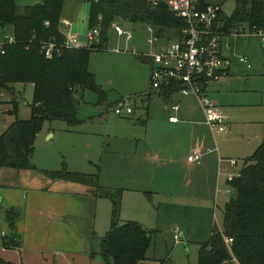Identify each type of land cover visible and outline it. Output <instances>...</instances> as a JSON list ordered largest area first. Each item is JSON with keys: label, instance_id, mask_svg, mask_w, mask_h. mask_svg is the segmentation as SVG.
Listing matches in <instances>:
<instances>
[{"label": "crops", "instance_id": "crops-1", "mask_svg": "<svg viewBox=\"0 0 264 264\" xmlns=\"http://www.w3.org/2000/svg\"><path fill=\"white\" fill-rule=\"evenodd\" d=\"M32 1L34 0H17L22 5L32 4ZM86 1L76 0L73 10L67 9L63 5L61 12V21L63 19L70 21L68 25L61 23L62 31L64 34L69 32L77 34L78 40L81 33L80 15L82 12L85 14L83 22L85 21L89 28L90 0ZM203 1L220 3L218 0ZM2 32L4 35L7 34L6 29H2ZM9 34H12V29ZM241 36L234 38L239 39ZM165 39L167 40L164 41ZM168 39L170 40V38L162 37L158 41L159 45L168 42ZM78 44L77 46L87 45L82 41ZM151 45L153 47V44ZM233 48L232 36L225 37L223 52L230 58V65L220 80L212 81L207 86L208 94H211L219 105L215 104L227 116L228 131L223 134L214 136L205 121L202 106L192 95L186 96L174 92L165 96L163 92L159 91L148 93L149 84L148 88L140 89V92H144L143 94H151L147 108L136 110L140 99L143 98H136L134 101L129 99L134 105V111L126 118L133 117L136 119V122L131 123L136 134L132 139L120 135L114 138L115 145L121 150H124L123 146L128 142L131 147L135 145L136 166H132L131 170H127L125 166H116L115 171H113L115 177L122 180V184L125 182L130 184L126 185L127 187L117 185L127 193L120 209V214H124L122 215L123 222L135 220L144 227L146 226V229L152 225V211L149 206L151 200L148 197L151 192L164 198L168 196L174 202L178 199L181 200V203L169 204L170 210L174 212L177 218H183V211L188 207L183 202L187 199L200 200L199 195L206 197L209 201L205 205H200V208L208 220V212L211 214L213 209L210 205L211 200H219L225 197L229 175L233 174L232 170L238 164L231 166L232 155H235V159L244 156V154L250 153L252 155L259 146L264 144V114L258 113L249 116V112L246 111L247 105L231 100L228 96L231 94L228 90L229 86L239 76L232 69L233 57L230 51ZM137 52L143 56L147 55L145 52ZM246 56L247 61L241 58L239 60L250 68L252 66L250 57ZM135 60L137 61H133L132 64L136 67L142 66L143 72L149 76L150 83V58L144 57V61L139 58ZM139 62L145 65H139ZM131 80L136 82L135 77H131ZM28 85L35 89L33 83H16L14 94L0 88L4 92L2 100L5 99L3 101L4 106H0V133L10 127L17 118L21 120L30 119L32 114L30 105L27 108H21L19 100L22 97V89ZM114 96L110 98L107 91V101L104 104L98 103V105L103 108L110 103L115 105L120 99H126L120 97L119 94ZM15 100L19 103L17 114L12 113ZM174 103L180 105L177 111L170 108V105ZM242 109H245L246 112ZM172 116H176L178 121L170 120ZM51 123L52 121H47L42 131L45 128L48 129V132L52 131ZM242 124L244 126L242 130L248 132L247 134H238L237 128ZM228 145L233 146L232 149L236 151L235 154L231 153V148L229 149ZM108 146V149L111 148L110 144ZM194 149H201L203 152L200 162L191 163L188 161V156ZM250 155H247L245 159ZM148 163L155 166L156 170L153 173L147 169ZM96 191L94 186L68 180H54L37 170L1 168L0 264H107L101 255L99 258L97 256L91 257L96 236L95 218L98 213L100 198H103V196L97 195ZM120 194L122 199L121 190ZM12 207L20 211V216L16 221L17 231L21 235L19 248L3 246V238L11 234V228L4 213L6 209ZM102 209V228H104L109 207L107 204H103ZM198 219L201 222V214ZM150 260L154 259L148 256L142 261Z\"/></svg>", "mask_w": 264, "mask_h": 264}, {"label": "trees", "instance_id": "trees-1", "mask_svg": "<svg viewBox=\"0 0 264 264\" xmlns=\"http://www.w3.org/2000/svg\"><path fill=\"white\" fill-rule=\"evenodd\" d=\"M64 1L41 0L22 5L17 0H0V25L2 29L12 27L13 36L0 43V88L14 94L16 83H33L35 87L30 119L17 118L0 133V169L37 170L54 180L94 186L97 195L113 201L110 229L101 238L99 255L107 264H139L148 258L154 231L135 220H120V190L114 194L105 189L97 174L71 172L65 167L39 169L33 163L35 140L47 121L79 123L78 110L86 90L98 95L99 104L107 101V91L97 83L90 68V57L92 52L107 47L113 21L119 17L140 21L152 25L158 36L170 39L181 36L186 21L164 1L154 5L151 0H90L89 30L98 27V37L87 45L66 46L61 29ZM219 21L225 28L247 23L251 29L264 30V0H236L233 12L226 14L222 10ZM49 41L59 46L51 56L45 53ZM176 89L177 84H172L162 92L168 96ZM18 105L15 100L12 113L17 114ZM230 184L236 195L225 205L223 226L214 227L211 238L201 245L196 264H264V144L245 159L239 176ZM4 214L11 234L3 238V246L19 248L21 235L16 221L20 211L12 207ZM225 237L233 238L231 246ZM95 256L96 252H92L91 257Z\"/></svg>", "mask_w": 264, "mask_h": 264}, {"label": "rangeland", "instance_id": "rangeland-1", "mask_svg": "<svg viewBox=\"0 0 264 264\" xmlns=\"http://www.w3.org/2000/svg\"><path fill=\"white\" fill-rule=\"evenodd\" d=\"M38 1L40 0H34L31 3ZM82 1L85 2L86 0ZM218 1L222 4V9L226 14L233 12L236 0ZM75 4L76 0H66L64 6L73 10ZM80 18L82 23H80L81 33L79 40L88 44L90 30L86 22H83V18H85L84 12H82ZM115 22L126 29L132 30L134 37L126 39L125 36L118 34L114 27ZM115 22L112 23L108 31L107 47L92 52L90 68L96 74L97 83L105 91H108L110 98L118 94L120 97L132 101L136 98H143L140 99L136 108V110H142L147 108L151 94H143L144 92H140V89L148 88L150 84L149 76H146L145 72H143L142 66L136 67L132 62L137 61L135 59L138 58L144 61L143 54H139L137 51L145 53L151 51L152 45L147 39L152 33L148 30L147 25L140 21L133 22L118 18ZM245 27V35L239 37V39L232 37L234 42V48L230 51L233 57L232 69L239 76L229 86L228 90L231 94L228 96L231 100L247 105L248 109L246 111L249 112V116H254L258 113L264 114V43L259 36L251 34V28L247 23H245ZM11 29L10 26L6 28L8 35H10L9 31ZM4 36L2 29H0V43L3 42ZM79 40L78 42H80ZM158 44L159 42L156 43V45ZM246 55L250 57V62L252 63L250 68L239 60L241 56ZM139 65L145 64L139 62ZM131 77H135L136 82L132 81ZM22 90V97L19 99L20 107L27 108L33 102L35 89L28 85ZM3 94L4 92L0 90V100L3 99ZM208 95L214 103H217L211 94ZM4 100L0 101L1 107L4 106ZM113 107L114 104L109 108L110 110L107 107L101 108L98 105V95L94 91L86 90L84 101L79 108V123L71 125L65 120H53L51 123L52 131L48 132V129L45 128L36 140L33 163L43 170H62L65 167L71 172L100 175V184L105 189L110 190L114 194L116 190H121L122 199L119 197L120 205L122 204L123 206V199L127 196V193L120 186L118 188L117 185L126 186L130 184L128 182L122 184V180L115 177L113 171H115L114 168L116 166H125L127 170H131L132 166H136V159L134 158L135 145L131 147L128 142L123 146L124 150H121L115 145L116 141L114 138L117 135L134 138L136 133L131 123L136 122V119L133 117H120L115 113ZM242 110L246 112L245 109ZM243 127L242 124L237 128L238 134L248 133L242 130ZM109 144L111 148L108 149ZM228 147L229 149L231 148L232 154L236 153L232 149L233 146L228 145ZM228 147L226 146V149ZM247 155H250V153L237 158L238 164L232 170L235 176L240 173V170L245 165V157ZM120 156L122 158H119ZM232 157L235 158V155H232ZM147 169L151 173L156 170L155 166L150 163H148ZM235 195L236 192L229 182L226 187L225 197L219 200H211L210 205L213 209L211 214L208 212V220H206V214L200 208V205H205L209 201H207L206 197L199 195L200 197L198 198L200 200L197 198H194L197 200L187 199L183 202L188 206L183 211V218H177L174 212L170 210L169 204H178L181 203V200L178 199L174 202L168 196L164 198L151 192L148 197L151 200H149V206L152 211V225H149L147 229L150 231L154 230L155 234L153 237L154 245L149 249L148 256L154 260L141 261L139 264H196L199 259L201 245L211 238L214 227L222 228L224 207L226 202L228 203ZM103 204H107L109 207L104 228H102ZM112 211V199L100 198L98 213L95 218L96 236L92 250L96 252L98 258L100 257V239L110 229ZM200 214L201 222L198 219ZM122 215L124 214H120L121 221L123 220ZM176 228H179L182 239H184L181 243L176 242L174 234Z\"/></svg>", "mask_w": 264, "mask_h": 264}, {"label": "built area", "instance_id": "built-area-1", "mask_svg": "<svg viewBox=\"0 0 264 264\" xmlns=\"http://www.w3.org/2000/svg\"><path fill=\"white\" fill-rule=\"evenodd\" d=\"M154 5L161 1L166 2L175 15L182 17L186 21L181 36L163 44L156 43L162 39L155 33L152 25H147L152 35L148 41L153 47L147 55L150 57V89L151 92H162L172 84H177L175 92L183 95L194 96L205 113V121L213 132L218 136L228 131L226 123L227 116L222 109L216 105L208 95L207 86L212 81L220 80L226 74L230 65V58L223 52L224 38L227 36L237 37L246 34L245 24L235 27L225 28L219 21V14L223 10L220 3L201 4V0H151ZM115 21H113L114 23ZM62 24L68 25L70 21L63 19ZM118 34L130 39L134 33L130 29L114 23ZM0 28L1 25H0ZM251 34L261 38L264 43V30L251 29ZM99 35V28L94 27L89 31V42L95 40ZM12 40L13 36L5 34L4 40ZM3 40V42H4ZM66 46H77L78 36L69 32L65 34ZM59 48L54 41H49L45 45V53L51 56ZM242 60L247 61V56H241ZM173 111L180 108L178 103L170 105ZM116 114L122 117L130 116L134 111V105L129 99H120L113 107ZM172 121H178L176 116L170 118ZM203 156L201 149H194L188 156L191 163L200 162ZM238 160L230 159L231 166H235ZM240 174V173H239ZM229 175V182L236 177ZM176 242L182 241V235L179 228L175 229ZM228 246L233 243V238L225 237Z\"/></svg>", "mask_w": 264, "mask_h": 264}]
</instances>
